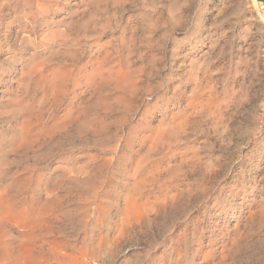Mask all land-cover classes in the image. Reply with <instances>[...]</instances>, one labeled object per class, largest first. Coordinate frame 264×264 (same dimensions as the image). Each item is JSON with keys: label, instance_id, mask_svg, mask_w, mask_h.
<instances>
[{"label": "rangeland", "instance_id": "obj_1", "mask_svg": "<svg viewBox=\"0 0 264 264\" xmlns=\"http://www.w3.org/2000/svg\"><path fill=\"white\" fill-rule=\"evenodd\" d=\"M0 199L5 264H264V0H0Z\"/></svg>", "mask_w": 264, "mask_h": 264}, {"label": "bare ground", "instance_id": "obj_2", "mask_svg": "<svg viewBox=\"0 0 264 264\" xmlns=\"http://www.w3.org/2000/svg\"><path fill=\"white\" fill-rule=\"evenodd\" d=\"M29 1H31V0H29ZM32 1H34V0H32ZM37 2H38V1H37ZM28 3H30V2H28ZM28 3H27V4H28ZM38 3H39V2H38ZM38 3H37V4H38ZM30 5H31V4L27 5V7L30 6ZM32 5H33V4H32ZM38 5H40V4H38ZM38 5H37V6H38ZM25 6H26V4H25ZM27 7H26V8H27ZM31 7H32V6H31ZM39 7H40V6H39ZM23 8H25V7L23 6ZM28 9H29V8H28ZM37 11H38V10H37ZM35 67H36V66H35ZM40 67H41V66H40ZM50 69H52V68H50ZM52 70H53V69H52ZM38 71H39V69H38ZM47 71H48V70H47ZM39 72H40V71H39ZM49 72H50V71H49ZM53 72H54V71H53ZM41 73H42V71H41ZM53 74H54V73H53ZM98 74H99V73H98ZM50 75H51V74H50ZM50 75H49V76H50ZM117 75H118V74H117ZM122 75H123V74H122ZM125 75H126V74H125ZM125 75L123 76L124 78H125ZM53 76H54V75H53ZM46 77H47V76H46ZM118 79H119V78H118ZM125 79H126V78H125ZM113 80H115V79H113ZM126 80H127V79H126ZM114 82H115V81H114ZM117 84L119 85V83H117ZM120 85H121V84H120ZM199 103H200V102H199ZM196 104H197V103H196ZM193 105H194V104H193ZM193 107H194V106H193ZM195 107H196V105H195ZM189 108H190V107H189ZM173 128H174V127H173ZM170 131H171V130H170ZM162 133H164V132H162ZM159 135H160V133H159ZM155 137H157V136H155ZM158 139H159V138H158ZM138 182L140 183V181H138ZM138 182H137V183H138ZM134 186H135V185H134ZM138 186H139V185H138ZM138 186H137V187H138ZM135 187H136V186H135ZM166 187H167V186H166ZM167 188H168V187H167ZM136 189H137V188H136ZM136 189H135V190H136ZM165 189H166V188H165ZM169 190H170V189H169ZM131 191H133V189H132ZM171 191H172V190H171ZM133 192H134V191H133ZM165 192H166V191H165ZM4 193H5V192H4ZM130 193H131V192H130ZM130 193H129V195H130ZM135 193H136V191H135ZM169 194H170V192H169ZM167 195H168V194H167ZM172 195H174V194H172ZM127 196H128V195H127ZM132 196H133V195H132ZM132 196H131V198H132ZM163 196H164V195H163ZM165 197H166V196H165ZM165 197H164V200H165ZM173 197H174V196H173ZM1 198H2V197H1ZM3 198H4V197H3ZM129 198H130V197H129ZM129 198H127V199H129ZM154 198H155V196H154ZM156 198H157V196H156ZM169 198H170V197H169ZM6 199H9V198H6ZM10 199H11V198H10ZM10 199H9V200H10ZM158 199H159V198H158ZM162 199H163V197H162ZM166 199H167V198H166ZM4 200H5V199H4ZM12 200H13V199H12ZM12 200H11V201H12ZM0 201H1V199H0ZM2 202H3V201H2ZM12 202L14 203V201H12ZM130 202H131V201H130ZM157 202H158V201H157ZM159 202H160V201H159ZM0 203H1V202H0ZM3 203H4V202H3ZM7 203H8V202H7ZM9 203H10V202H9ZM13 203H11V204L13 205ZM127 203H128V202H127ZM129 204H130V203H129ZM131 204H132V202H131ZM3 205H4V204H3ZM0 206H1V205H0ZM6 206H7V205H6ZM9 206H10V205H8V207H9ZM127 206H128V205H127ZM128 207H130V206H128ZM0 208H1V207H0ZM2 208H3V207H2ZM2 208H1V209H2ZM5 208H6V207H5ZM5 208H4V209H5ZM7 209H8V208H7ZM10 209H11V207L9 208V210H10ZM10 211H12V210H10ZM13 211H14V210H13ZM19 211H20V210H19ZM27 211H28V210H27ZM2 212H3V211H2ZM29 212H30V211H29ZM5 213H6V212H5ZM10 213L12 214V212H10ZM13 213H15V211H14ZM18 213H19V212H18ZM22 213H23V211H22ZM11 214H8V215H11ZM24 214H25V213H24ZM37 214L40 215L39 213H37ZM37 214L35 215V217L37 216ZM3 215H4V214H3ZM21 215H22V214H17V212L15 213V217H16L17 219H18ZM29 215H30V213H29ZM0 216H1V214H0ZM13 216H14V215H13ZM23 216H24V215H23ZM7 217H8V216H7ZM9 217H10V216H9ZM28 217H29V216H28ZM28 217H27V218H28ZM31 217H32V216H31ZM33 217H34V216H33ZM38 217H39V216H38ZM38 217H37V219H38ZM2 218H3V217H2ZM2 218H1V219H2ZM5 218H6V217H4V219H5ZM16 218H14V219H16ZM10 219H11V221H12V218H10ZM14 219H13V220H14ZM20 219H21V218H20ZM33 219H34V218H33ZM33 219H32V220H33ZM7 220H8V219H7ZM7 220H6V221H7ZM18 220H19V219H18ZM26 220H27V219H26ZM2 221H3V220H2ZM2 221H1V222H2ZM21 221H22V220H21ZM24 221H25V220H24ZM3 222H5V220H4ZM16 222H17V221H16ZM28 222H30V221H28ZM5 223H6V222H5ZM9 223H10V222H9ZM12 223H15V222L12 221ZM24 223H25V222H24ZM7 224H8V223H7ZM17 224H19V221H18ZM29 225H30V224H29ZM4 228H5V227H4ZM4 228H3V229H4ZM0 230H1V229H0ZM1 231H2V230H1ZM1 235H2V234H1ZM1 235H0V237H1ZM28 235H29V234H27V237H28ZM29 236H30V235H29ZM4 237H5V236H4ZM27 237H25V238H27ZM6 239H7V237H6ZM7 241H8V240H7ZM2 243H3V242H2ZM2 243H0V244H2ZM3 245H4V244H3ZM7 245H8V244H7ZM56 245H57V244H56ZM2 247L4 248V246H2ZM11 247H12V246H11ZM7 248H8V247H7ZM9 248H10V247H9ZM19 248H20V246H19ZM57 248H58V246H57ZM57 248H56V249H57ZM53 249H55L54 246H53ZM56 249H55V251H56ZM59 249H60V248H58V250H59ZM11 250H12V249H11ZM13 250H14V249H13ZM15 250H16V249H15ZM17 250H18V249H17ZM21 250H22V249H21ZM23 250H24V249H23ZM2 251H3V250H2ZM18 251H19V250H18ZM51 251H53V250L51 249ZM20 252H21V251H20ZM24 252H25V251H24ZM24 252H23V253H24ZM27 252H28V251H27ZM27 252H25V253H27ZM59 252H60V251H59ZM0 253H1V252H0ZM9 253L11 254L12 252H9ZM14 253H15V252H14ZM21 253H22V252H21ZM21 253H20V254H21ZM25 253H24V254H25ZM48 253H49V252H48ZM55 253H56V252H55ZM6 254H7V252H6ZM18 254H19V253H18ZM28 254H29L28 257H30V253H28ZM1 255H2V254H1ZM7 255H8V254H7ZM13 255H15V254H13ZM21 255H22V254H21ZM50 255H51V254H50ZM59 255H61V253H60ZM9 256H10V257H15V256H11V255H9ZM16 256H17V254H16ZM19 256H20V255H19ZM24 256L27 257L26 254H25ZM31 256L34 257V255H31ZM53 256H54V255H53ZM53 256H51V257H53ZM66 256H69V255L66 254ZM17 257H18V256H17ZM38 257H39V256H38ZM60 257H61V256H60ZM64 257H65V256H64ZM64 257H63V258H64ZM71 257H72V256H71ZM21 258H22V257H21ZM35 258H36V257H35ZM35 258H34V260H35ZM65 258H67V257H65ZM8 259H9V257H8ZM8 259H7V260H8ZM14 259L16 260V258H14ZM18 259H20V258L18 257ZM28 259H29V258H28ZM28 259H27V260H28ZM3 260H4V261H3ZM12 260H13V259H12ZM22 260H25V259L22 258ZM31 260H32V259H31ZM31 260H29L28 262H30ZM34 260H33V261H34ZM50 260H51V258H50ZM50 260H48V261H50ZM69 260H70V259H69ZM10 261H11V260H10ZM10 261H9V262H10ZM5 262H6V257L3 256V255L0 256V264H5ZM9 262L7 261V264H8ZM12 262H13V261H12ZM12 262H11V264H12ZM23 262H24V261H23ZM28 262H26V264H27ZM31 262H32V261H31ZM14 263H15V262H14ZM16 263H17V260H16ZM46 263H47V262H46ZM9 264H10V263H9ZM19 264H21L20 261H19ZM22 264H23V263H22ZM24 264H25V262H24ZM31 264H32V263H31Z\"/></svg>", "mask_w": 264, "mask_h": 264}, {"label": "built area", "instance_id": "obj_3", "mask_svg": "<svg viewBox=\"0 0 264 264\" xmlns=\"http://www.w3.org/2000/svg\"><path fill=\"white\" fill-rule=\"evenodd\" d=\"M87 264H101V263L99 261H96V260H91Z\"/></svg>", "mask_w": 264, "mask_h": 264}]
</instances>
